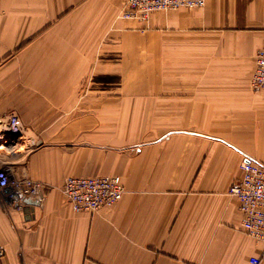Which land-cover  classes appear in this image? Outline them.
<instances>
[{
	"label": "crops",
	"instance_id": "obj_1",
	"mask_svg": "<svg viewBox=\"0 0 264 264\" xmlns=\"http://www.w3.org/2000/svg\"><path fill=\"white\" fill-rule=\"evenodd\" d=\"M121 9L0 0V122L32 134L16 160L42 188L28 214L0 206V264H264L228 195L242 162L264 165V0ZM110 175L120 201L72 211L66 177Z\"/></svg>",
	"mask_w": 264,
	"mask_h": 264
},
{
	"label": "built area",
	"instance_id": "obj_2",
	"mask_svg": "<svg viewBox=\"0 0 264 264\" xmlns=\"http://www.w3.org/2000/svg\"><path fill=\"white\" fill-rule=\"evenodd\" d=\"M121 3L120 16L124 19L146 20L151 13L169 12L178 9L203 8L206 0H115ZM252 91L264 90V50L258 51L254 59V70L250 80ZM6 126V127H5ZM4 130V131H3ZM25 130L19 127L18 118H8V124L0 122V206H10L17 211L26 206L25 199L37 202L42 198L41 185L30 179L23 169L22 161L14 157L21 151L22 135ZM7 141H11L10 144ZM26 141L35 149L31 137ZM13 149L14 151H11ZM241 177L228 190V195L239 202L243 216L242 232L264 245V165L246 159L240 165ZM61 193L75 213L96 212L102 208L113 207L125 193L118 176L66 177L61 185ZM35 206V207H36ZM257 258H251L250 264H259Z\"/></svg>",
	"mask_w": 264,
	"mask_h": 264
},
{
	"label": "bare ground",
	"instance_id": "obj_3",
	"mask_svg": "<svg viewBox=\"0 0 264 264\" xmlns=\"http://www.w3.org/2000/svg\"><path fill=\"white\" fill-rule=\"evenodd\" d=\"M19 127H21L20 126V123H19ZM26 138L28 139V137H26V136H24V135H22V145H21V147H20V153H18L17 155H15V157H14V159L16 160V158L17 157H19V156H27V155H29L30 153H32V146H31V144L29 143V141H26ZM7 143L8 144H10L11 143V141H7ZM5 148H7V146L6 145H4V144H0V149H5ZM11 151H14L13 149H11ZM28 176V175H27ZM29 177V176H28Z\"/></svg>",
	"mask_w": 264,
	"mask_h": 264
},
{
	"label": "water",
	"instance_id": "obj_4",
	"mask_svg": "<svg viewBox=\"0 0 264 264\" xmlns=\"http://www.w3.org/2000/svg\"><path fill=\"white\" fill-rule=\"evenodd\" d=\"M26 206L23 208V212L28 214L34 210V207L37 205V202L31 199H25Z\"/></svg>",
	"mask_w": 264,
	"mask_h": 264
},
{
	"label": "rangeland",
	"instance_id": "obj_5",
	"mask_svg": "<svg viewBox=\"0 0 264 264\" xmlns=\"http://www.w3.org/2000/svg\"><path fill=\"white\" fill-rule=\"evenodd\" d=\"M23 129H24V128H23ZM24 130H25V132H27V136L32 138V134H31L29 131H27L26 129H24ZM24 165H25V164H24ZM24 165H23V166H24Z\"/></svg>",
	"mask_w": 264,
	"mask_h": 264
}]
</instances>
